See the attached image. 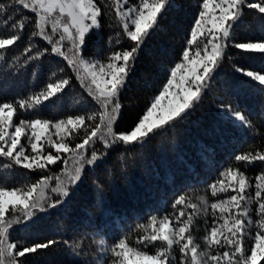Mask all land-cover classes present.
Here are the masks:
<instances>
[{"label":"snow or ice","instance_id":"obj_1","mask_svg":"<svg viewBox=\"0 0 264 264\" xmlns=\"http://www.w3.org/2000/svg\"><path fill=\"white\" fill-rule=\"evenodd\" d=\"M128 4L129 0H112L111 5L105 3V8L115 9L117 26L122 33L118 31L115 38L109 37L108 40L111 48L119 46L120 50L112 51L106 61H101L85 56L86 41L103 27L102 18L106 14L97 0H0V16L4 18L0 31L10 29L13 33L0 38V59H4L3 53L9 46L21 39L26 21H30L28 16L21 15V9L28 10L35 14L32 22L36 29L29 39L39 37L51 45L50 54L67 61L92 100L83 114L69 115L55 123L39 118L20 119L19 123H13L16 107L11 102L0 103V157L11 161L3 167L15 165L46 173L49 165L62 162L65 166L62 174L68 176L66 185L61 184L57 176L56 187H49L53 177L47 174L37 183L25 185L24 190L13 188L7 191L6 186L0 185V264H25L19 258L60 243L54 239L31 246L12 243L9 242V230L14 224L25 228L38 225L42 219L39 213L64 206L79 190L85 167H98V161L102 162L116 145H123L126 152L134 151L136 146L142 147L156 135L187 120L203 100L224 59L231 60L227 51L229 47L239 50L238 55L259 54L264 60V39L235 42L236 31L243 24L244 9H256L264 14V0L251 3L248 0H203L193 18L179 61L168 70L166 83L150 100L134 126L118 131L117 122L124 108L121 96L128 90L139 54L146 42L163 31L162 23L174 7L172 0H138V3L125 7ZM208 25L211 27L206 33ZM121 34L131 42L130 47H123ZM48 51V48H37L33 52L30 43L24 50V66L39 61ZM16 63H19L18 59ZM233 68L241 76L256 82L264 92V72L236 64ZM49 79L50 82L38 94L17 101L19 109L25 112L35 110L63 93L71 84V78H59L56 72H52ZM169 96L172 100L162 104ZM220 107L221 119L241 128L252 127L249 117L238 108L223 104ZM261 115L264 118V110ZM53 128L58 136L80 129L85 136L82 142L72 147L65 142L64 136L58 141L51 135L46 136ZM22 139H26V144L21 143ZM97 142L102 144L103 151L97 150ZM68 154L76 162L72 173L67 172ZM234 160L245 169L259 162L260 171L253 178L240 167L229 166L221 174L226 180L218 179L208 186L213 197L230 193L226 198L209 205L207 198L201 197V205H197L180 195L172 205L173 209L179 206L178 214H166L159 219L151 215L147 225H137L145 234L138 237L136 247L130 246L124 237L111 248L102 250L111 252L115 258L113 264H261L264 261V151L237 154ZM97 188H100L99 184ZM38 190L39 196H34ZM18 192L21 194L17 195ZM252 205L256 207L253 209ZM188 208L192 211H186ZM209 208L212 226L203 237L206 248L200 251L191 229L194 216H207ZM8 213H11L10 218H6ZM253 214L258 219H253ZM246 238L252 242L250 248L246 246ZM63 243L77 255L84 252L83 239L75 247V242L65 240ZM100 243L103 245L104 241ZM174 246L179 248V259L173 253ZM151 249L155 251L150 254Z\"/></svg>","mask_w":264,"mask_h":264},{"label":"trees","instance_id":"obj_2","mask_svg":"<svg viewBox=\"0 0 264 264\" xmlns=\"http://www.w3.org/2000/svg\"><path fill=\"white\" fill-rule=\"evenodd\" d=\"M202 2L203 0H172L174 7L162 23L163 31L146 42L130 76L128 90L121 96L124 108L117 122L118 131L133 127L144 114L150 100L166 83L168 70L179 61L193 18L198 14ZM97 3L106 14L102 18L103 27L86 41L85 56L106 61L112 51L120 50L119 46L111 48L108 45L109 37L115 38V33H122V29L117 26L115 9L105 8V3L111 5L112 0H97ZM135 3L138 0H129L125 7ZM13 15L19 18L15 13ZM21 15L28 16L30 21H26L21 39L9 46L3 53L4 59H0V103L11 102L16 107L13 123H19L20 119L36 118L55 123L69 115L83 114V110L92 103L91 97L76 79L67 61L50 54L51 45L39 37L29 39L36 30L32 22L35 14L21 9ZM3 19L0 16V26ZM242 19L243 24L236 31V43L264 39V14L258 13L256 9L245 8ZM210 27L211 25L206 27V33ZM48 30L50 32V27ZM11 34L10 29H4L0 31V38ZM120 38L123 47H130L131 42L126 36L121 34ZM30 43L33 52L37 48H48L49 51L39 61L25 67L24 50ZM227 51L231 60L224 59L203 100L187 120L156 135L142 147L136 146L134 151L126 152L123 145H116L109 150L102 162L98 161V167H85L79 190L75 191L64 206L39 213L42 219L38 225L28 228L13 225L9 230V242L31 246L49 239L60 241L49 249L19 258L21 261L25 264H113L115 258L111 252L102 249L111 248L124 237H127L130 246L136 247L138 237L145 234L137 225H147L151 215H156L159 219L166 214H178L179 206L173 209L172 205L180 195L197 205H201V197H206L210 205L230 194L221 193L218 197H213L208 187L218 179L226 180L221 174L229 166L240 167L241 171L253 178L259 173V162L245 169L234 160V156L264 151V118L261 115L264 110V92L256 82L237 73L233 64L264 72V60L259 58V54L238 55L239 50L231 47ZM17 59L19 63H16ZM52 72H56L59 78H71L70 86L35 110L25 112L19 109L17 101L38 94L50 82ZM171 98L167 97L162 104ZM221 104L238 108L249 117L252 127L241 128L221 119ZM47 135L57 141L60 136H64L65 142L74 147L76 143L82 142L85 132L80 129L72 133H60L58 136L53 128ZM21 143L26 144V139H22ZM96 147L98 151L104 150L99 142ZM67 158V172L72 173L76 162L71 154ZM5 163L11 161L0 157V185L6 186L7 191L13 188L24 190L25 185L37 183L45 174L53 177L49 187L57 186V176L60 177L61 184L68 183V176L62 174L65 169L62 162L49 165L46 173L29 171L15 165L4 168ZM97 184L100 185L99 189ZM20 194L21 192L17 193ZM39 194L38 190L34 196ZM47 194L55 198L51 192ZM252 194L254 195V190ZM252 207L254 209L256 205ZM186 211L191 212L192 209L188 208ZM10 217L11 213H8L6 218ZM253 219L258 217L253 214ZM212 221L210 208L207 216H194L191 231L195 242L200 245V251L206 248L203 237L210 230ZM82 239L84 252L81 255H77L63 243L65 240L75 242V247ZM101 240L104 241L103 245ZM245 243L249 248L252 245L247 238ZM154 251L155 249H151L150 254ZM173 253L179 259L181 254L178 246H174Z\"/></svg>","mask_w":264,"mask_h":264},{"label":"rangeland","instance_id":"obj_3","mask_svg":"<svg viewBox=\"0 0 264 264\" xmlns=\"http://www.w3.org/2000/svg\"><path fill=\"white\" fill-rule=\"evenodd\" d=\"M171 100H172V98H171Z\"/></svg>","mask_w":264,"mask_h":264}]
</instances>
